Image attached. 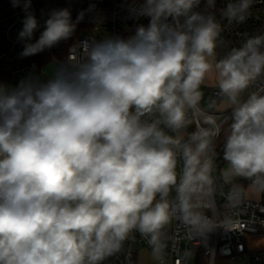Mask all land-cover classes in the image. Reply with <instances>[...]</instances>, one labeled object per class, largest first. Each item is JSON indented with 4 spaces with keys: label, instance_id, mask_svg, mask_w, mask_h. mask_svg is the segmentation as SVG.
Here are the masks:
<instances>
[{
    "label": "clouds",
    "instance_id": "9594fccd",
    "mask_svg": "<svg viewBox=\"0 0 264 264\" xmlns=\"http://www.w3.org/2000/svg\"><path fill=\"white\" fill-rule=\"evenodd\" d=\"M11 3L22 58L73 40L95 8L51 10L34 40L32 0ZM257 3L131 0L149 19L134 35L80 40L46 78L0 84V264H140L137 235L149 264H170L179 233L205 245L235 223L226 210L264 197V31L222 39Z\"/></svg>",
    "mask_w": 264,
    "mask_h": 264
},
{
    "label": "built area",
    "instance_id": "2783aa9c",
    "mask_svg": "<svg viewBox=\"0 0 264 264\" xmlns=\"http://www.w3.org/2000/svg\"><path fill=\"white\" fill-rule=\"evenodd\" d=\"M39 0H32L31 11L34 12L39 21V28L34 33V40L39 38L40 32L44 29V22L39 19ZM131 0H79L71 12L72 19L75 20L77 14L88 9L90 4H94L93 11L86 13L84 20L78 24L73 40L62 42L59 46L51 50H45L50 62L53 57L63 60L66 56L75 58L76 47L74 45L80 40L95 37L97 39L110 34H118L123 38L135 34L137 25L147 26L149 19L140 17L130 18L128 5ZM227 0H217V11ZM63 5V4H60ZM65 8H67L65 6ZM25 13L20 7L14 8L11 0H0V73L12 81L13 87L20 79L29 74L38 76L36 55L31 57H21L24 42L18 40V34L23 27ZM264 31V3H257L252 9V16L243 25H236L232 29L222 33V39L228 47L236 46L242 39V33L255 35ZM225 48L218 51L223 55ZM43 53V52H42ZM260 85L258 84L257 87ZM254 90V89H253ZM215 90L211 93V95ZM191 130V129H190ZM220 167L224 162L217 161ZM246 183V182H245ZM218 201L222 204L223 198L218 195ZM229 218L235 220L230 227L219 228L209 235L205 245L199 241H189L183 233L178 234L179 248L169 257L170 264H181V256L185 251L191 252L187 264H195L198 255L203 257L207 264H213L211 254H215L217 259L230 261L246 260L251 264H264V197H259L243 210H226ZM139 251L149 253L146 242L139 239L132 245L133 260L139 259L140 264H147L141 261ZM124 256L111 261V264H123ZM215 264V262H214Z\"/></svg>",
    "mask_w": 264,
    "mask_h": 264
},
{
    "label": "rangeland",
    "instance_id": "374dc122",
    "mask_svg": "<svg viewBox=\"0 0 264 264\" xmlns=\"http://www.w3.org/2000/svg\"><path fill=\"white\" fill-rule=\"evenodd\" d=\"M79 0H39L38 4H39V10H38V17L40 20L45 21L48 18V13L53 10V9H58V6L60 4H63L64 6H66L67 8H70L71 12H73V7L74 5L78 2ZM54 64L53 63H49L47 65H45L42 69L41 72H39L38 76L43 78H46L47 76H49L52 73ZM0 84H4L7 85L9 87H13V83L12 81L8 80L6 78V80L0 81ZM215 90L214 86L210 85L209 87L205 88V99L207 100V98L209 96H211V93ZM220 108L223 107V105L219 106ZM217 111H219V109H217ZM140 253V259L142 262L149 264V257L148 254L143 252V251H139ZM215 264H251L250 262L243 260V261H230V260H221V259H217L215 261Z\"/></svg>",
    "mask_w": 264,
    "mask_h": 264
},
{
    "label": "trees",
    "instance_id": "16d2710c",
    "mask_svg": "<svg viewBox=\"0 0 264 264\" xmlns=\"http://www.w3.org/2000/svg\"><path fill=\"white\" fill-rule=\"evenodd\" d=\"M36 62H37V71L39 72L45 65H47L50 60L46 55V52L39 53L36 55ZM6 80V77L3 73H0V81ZM195 264H207L201 255H198V257L195 260Z\"/></svg>",
    "mask_w": 264,
    "mask_h": 264
},
{
    "label": "water",
    "instance_id": "95a60500",
    "mask_svg": "<svg viewBox=\"0 0 264 264\" xmlns=\"http://www.w3.org/2000/svg\"><path fill=\"white\" fill-rule=\"evenodd\" d=\"M61 8H65V6L64 5H59L58 9H61Z\"/></svg>",
    "mask_w": 264,
    "mask_h": 264
},
{
    "label": "crops",
    "instance_id": "0c3cea01",
    "mask_svg": "<svg viewBox=\"0 0 264 264\" xmlns=\"http://www.w3.org/2000/svg\"><path fill=\"white\" fill-rule=\"evenodd\" d=\"M49 63H53V64H54L55 62H49ZM49 63H48V64H49ZM39 72H41V70H40Z\"/></svg>",
    "mask_w": 264,
    "mask_h": 264
}]
</instances>
